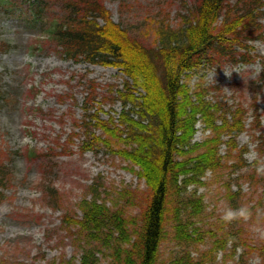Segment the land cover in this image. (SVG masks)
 <instances>
[{
	"label": "trees",
	"instance_id": "trees-1",
	"mask_svg": "<svg viewBox=\"0 0 264 264\" xmlns=\"http://www.w3.org/2000/svg\"><path fill=\"white\" fill-rule=\"evenodd\" d=\"M50 2L58 4L55 12ZM26 3L27 20L45 28L48 49L74 62L116 67L125 75L122 87L116 89L120 109L107 118L100 115L103 108L97 106L96 84L90 81L82 118L75 122L79 132H71L67 141L82 135V152L108 148L127 161L129 169L145 183L140 191L124 188L118 195L141 198L138 218H126L123 208H115L116 202L111 206L96 195L81 198L79 216L63 214L61 224L81 252L78 262L72 258L69 264H101L98 254L103 250L112 251L109 264H162L159 248L169 234L167 226L179 243L202 241L204 230L198 222L205 205L197 188L204 184L207 172L228 169L227 174H232L244 167L249 171L247 145H239L237 137L247 129L249 117V128L259 132L262 113L256 101L250 111L242 104L228 105L208 97L207 87L201 84L191 91L183 77L207 63L252 62L257 55L251 53L248 40L264 36V0L233 4L228 0H193L187 12L179 14L177 25H171L167 16L153 21L151 44L142 43L123 22L115 21L104 0ZM6 48L8 44L0 42V50ZM39 48L43 50L40 43ZM4 93L0 83V102L9 98ZM198 122L209 132L203 140L193 141ZM255 137L258 157L253 163L264 153V132ZM28 153L30 161L40 155L33 148ZM245 174L246 179H252L256 169ZM12 175L11 167L0 160V189ZM224 185L230 197L241 190L238 185L231 191L229 181ZM90 187L95 188L94 184ZM43 193L55 202L61 199L50 183ZM232 225L222 218L210 222L206 230L210 246L196 253L183 248L172 264H205L213 262L219 251L234 252L238 231ZM247 247L241 256L257 248ZM260 248L264 250V243Z\"/></svg>",
	"mask_w": 264,
	"mask_h": 264
},
{
	"label": "rangeland",
	"instance_id": "rangeland-1",
	"mask_svg": "<svg viewBox=\"0 0 264 264\" xmlns=\"http://www.w3.org/2000/svg\"><path fill=\"white\" fill-rule=\"evenodd\" d=\"M192 1L104 0V4L131 35L151 44L149 28L153 21L167 16L171 25H177L179 14L187 12ZM236 1L228 0L231 4ZM49 6L55 12L58 4L50 2ZM28 9L26 0H0V42L8 44L0 50V83L9 97L0 102V160L11 167L13 174L0 189V264H69L72 258L77 263L81 252L61 218L65 212L79 216L81 198L96 195L111 206L116 202L115 208H123L126 218H138L140 212L141 198H118L124 188H145L143 179L129 169L127 161L105 147L82 152V135L67 141L71 132H79L75 122L82 118L90 81L96 84L97 106L103 108L100 115L107 118L120 109L116 89L122 87L125 75L116 67L74 62L48 49L45 28L27 20ZM261 21L264 24V13ZM248 43L251 53L257 55L252 62L207 63L183 77L191 91L201 84L207 87L208 97L228 105L242 104L250 110L256 101L262 126L259 132L250 129L249 117L247 129L237 137L239 145H247L249 171L244 167L232 174H227L228 169L217 174L207 172L204 184L198 186L197 193L205 205L198 222L204 230L203 240L179 243L167 226L169 234L159 248L162 264H172L183 248L193 253L206 250L211 243L206 233L210 222L222 218L229 208H244L248 213L246 219L229 222L238 231L236 248L234 252L219 251L213 262L205 264H264V250L259 249L264 243V153L253 163L258 157L255 136L264 132V36ZM196 127L193 141H201L209 131L200 122ZM30 148L40 154L36 161L29 160ZM254 168L256 176L246 179L245 172ZM225 181L231 183V191L240 185V192L228 196ZM49 183L60 194L59 202L45 197L43 191ZM260 198V206L255 207ZM248 245L257 248L241 256ZM111 254V250L100 252V263L109 264Z\"/></svg>",
	"mask_w": 264,
	"mask_h": 264
},
{
	"label": "clouds",
	"instance_id": "clouds-1",
	"mask_svg": "<svg viewBox=\"0 0 264 264\" xmlns=\"http://www.w3.org/2000/svg\"><path fill=\"white\" fill-rule=\"evenodd\" d=\"M247 210L244 208H240L238 210H232L231 208L227 209L222 216V219L226 222H230L232 220H235L237 218H247Z\"/></svg>",
	"mask_w": 264,
	"mask_h": 264
}]
</instances>
